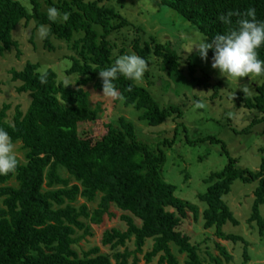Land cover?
Returning <instances> with one entry per match:
<instances>
[{"label":"trees","instance_id":"16d2710c","mask_svg":"<svg viewBox=\"0 0 264 264\" xmlns=\"http://www.w3.org/2000/svg\"><path fill=\"white\" fill-rule=\"evenodd\" d=\"M159 2L166 10L175 11L195 26L209 42L215 34L235 29L236 22L246 18L243 14L248 9L255 11L258 21H264V0ZM29 3L31 10L19 0H0V54L18 49L14 32L21 23L33 21L37 26L49 25L48 48H53L52 36L70 40L80 34L74 42L80 57L71 55L72 62L67 69L68 74L77 76L78 86H65L53 68L41 71L36 62L29 61L19 70L11 69L12 80L19 82L17 92L29 93L31 100L26 110L16 106L11 120L8 118L11 105L0 106V128L8 132L13 143L21 142L26 151V161L17 159L15 172L0 176V264H138L137 254L143 252L150 239L152 248L144 255L148 264L157 256V264H180L174 248L187 254V264H205L198 246L180 229L190 213L198 221L200 208L176 196V186L165 179L163 167L167 153L163 147L152 148L140 140L133 123L123 117L119 118L120 128L107 123V130L100 138L81 129L82 124L94 121L99 112V107L91 108L90 93L84 86L92 83L95 89H102L98 71L109 67L116 59L109 36L130 25L129 20L112 6L101 4V0H29ZM44 4L69 12V19L48 21ZM228 12L234 13L230 18L232 23H221L220 16ZM133 49L146 62L153 51L164 59L168 72L176 73L181 69V56L169 43L151 44L141 42L138 37L134 39ZM257 54L264 60V45ZM193 79L208 86L207 78ZM113 83L117 99L123 100L125 106L133 105L142 111L140 119L150 126L161 125L174 113L182 115L177 106L162 107L146 87L136 82L118 76ZM255 89L257 94L253 96L235 93L236 103L264 113V82ZM248 131L249 128L245 130ZM208 139L220 142L212 135L200 138ZM171 143L173 140L164 141L167 145ZM222 146L225 148L223 142ZM61 167L69 177L59 174ZM237 179L257 182L249 221H255L259 232L264 234V217L260 212V205L264 204V158L259 170H253L236 165L228 154L227 164L205 178L207 188L198 198L205 203L204 228H214L222 239L245 242L242 237L223 230L228 222L239 224L223 198ZM72 180L75 183L72 184ZM98 195L100 201L93 211L87 203L76 206L79 197L94 202ZM113 204L124 212L121 219L127 228L105 230L102 244L117 250L133 240L135 251L117 250L113 254L115 262L101 253L99 246L80 255L73 247L78 242L74 237L76 231L90 234L85 221L99 226L105 215L114 217L115 213L110 211ZM216 247L220 256L211 255L212 264H223L222 257L227 262L232 260L223 244L218 242ZM131 255L133 261L129 263Z\"/></svg>","mask_w":264,"mask_h":264},{"label":"rangeland","instance_id":"374dc122","mask_svg":"<svg viewBox=\"0 0 264 264\" xmlns=\"http://www.w3.org/2000/svg\"><path fill=\"white\" fill-rule=\"evenodd\" d=\"M19 1L31 10L29 0ZM104 3L121 12L130 22V25L115 30L109 36L114 57L129 53L138 55L133 49L134 39L138 37L141 42L148 41L151 44L169 43L178 50L181 56L180 71H184V74L180 71L168 72L164 59L152 51L149 61L146 62L143 78L135 82L146 87L162 107L177 106L182 115L174 113L161 125L150 126L147 121L140 119L142 111L133 105L125 106L123 100L103 96L102 89L97 90L89 83L84 88L90 93V106L99 107V112L94 121L81 125L82 131L100 138L107 130V123L120 128V117L132 122L140 140L152 148L161 146L166 151L163 174L168 182L176 186V196L199 206L201 215L198 221L190 213L188 218L182 221L180 229L198 246L203 262L212 264L210 256H220L216 247L220 242L233 257L230 262L222 257L223 264H264V234L259 232L255 221H249L253 212L257 182L247 183L237 179L232 184L231 191L223 197L239 221L237 225L226 223L223 230L227 234L242 237L246 243L242 240L222 239L216 235L214 228H204L202 211L205 203L198 198L207 188L205 178L227 164L228 154L235 159L236 165L259 170L264 158V113L238 106L234 94L242 92L240 87L243 85L249 87V92L244 93L245 95L257 94L255 87L264 82V75L252 80L245 76L238 78V82L221 76L218 70L211 67L210 50L204 60L192 50L204 37L209 42L206 36L198 32L187 20L184 21L175 11L163 8L159 0H101V4ZM43 7L47 10L50 6L44 4ZM36 27L33 21L29 24L21 23L14 32V38L19 43L18 49L13 48L0 54V106L11 105L8 110L10 120L16 106L26 110L31 100L29 93L17 92L19 82L12 80L11 69L19 70L29 61L36 62L40 64L41 71L53 68L59 80L78 86L77 76L68 74L67 69L72 62L71 55L80 57L79 50L74 48V42L80 34H75L70 40L52 36L53 48H48L46 38H37ZM192 76L207 78L208 86L198 84ZM260 117L262 120L258 121ZM248 128L250 131L245 132ZM211 135L220 142L200 140ZM166 140H173V143L164 144ZM14 145L16 158L25 162L26 151L22 143L14 142ZM59 174L64 178L69 177L63 167L59 169ZM71 183L75 181L72 180ZM99 201L100 195L94 202H87L84 197H79L76 206L87 203L90 211H93L98 207ZM110 211L115 213V216L105 215L103 223L99 226L85 221L89 225L90 234L83 230L76 231L74 237L78 242L73 247L80 255L99 246L100 252L109 255L115 262L113 254L117 250L124 252L127 248L128 251H135L133 240H129L117 250L102 244L105 230L113 227L121 230L127 228L125 221L121 219L124 212L114 204L111 205ZM260 212L264 217V204L260 205ZM152 244L153 240H147L143 252L137 254L138 264H148L144 255L151 250ZM173 252L180 264H187L186 253H179L176 248ZM158 259L159 256L149 264H157ZM132 261L131 255L129 263Z\"/></svg>","mask_w":264,"mask_h":264},{"label":"clouds","instance_id":"9594fccd","mask_svg":"<svg viewBox=\"0 0 264 264\" xmlns=\"http://www.w3.org/2000/svg\"><path fill=\"white\" fill-rule=\"evenodd\" d=\"M69 12H60L55 7L46 10L48 21L65 22L69 19ZM232 12L220 16V22L231 24ZM236 22L235 29L226 33H217L207 42L205 37L193 47L201 60L207 58L208 51H212L211 67L218 70L226 79H234L247 76L250 80L264 75V60L258 58L257 50L264 45V21H258L255 11L248 9ZM50 31L49 25L40 24L36 27L38 39H45ZM191 50V51H192ZM146 71L144 58L134 54H121L116 57L112 65L98 71L101 79L102 95L110 98H118V92L114 81L118 76H123L130 81H140ZM43 76V74H42ZM41 76V82L44 80ZM71 83L65 82V86ZM243 93L249 92V87H240ZM229 115H231L229 113ZM18 160L15 154V145L8 132L0 128V176L15 172Z\"/></svg>","mask_w":264,"mask_h":264}]
</instances>
